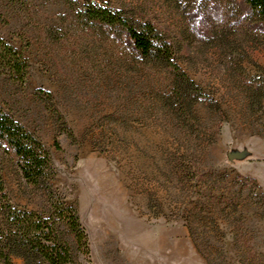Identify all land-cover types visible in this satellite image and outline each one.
<instances>
[{
    "label": "rangeland",
    "instance_id": "rangeland-1",
    "mask_svg": "<svg viewBox=\"0 0 264 264\" xmlns=\"http://www.w3.org/2000/svg\"><path fill=\"white\" fill-rule=\"evenodd\" d=\"M88 5L149 22L173 44L200 91L182 113L170 71L125 59L122 35L87 29ZM246 10L239 0H0V38L29 63L23 84L0 73V108L50 153L53 188L87 234L73 264H264V36L227 15ZM0 170L13 206L47 211L2 146Z\"/></svg>",
    "mask_w": 264,
    "mask_h": 264
},
{
    "label": "trees",
    "instance_id": "trees-1",
    "mask_svg": "<svg viewBox=\"0 0 264 264\" xmlns=\"http://www.w3.org/2000/svg\"><path fill=\"white\" fill-rule=\"evenodd\" d=\"M5 1L15 6L25 4L27 0ZM239 1L247 9L246 12L229 13L228 19H237L240 25L245 22L254 32L264 36V0ZM78 18L91 32H99L107 39L116 33L122 35L129 47L125 59L165 66L172 77V97L177 104V112L182 113L181 108L187 100L196 97L194 91L200 92L173 61V44L164 40L151 23H138L122 11L98 5H88L84 12L78 13ZM112 42L114 45L115 42ZM28 70L29 63L23 55L0 38V73L23 84ZM263 92L264 78L260 77L255 82V94L262 97ZM259 106H262L261 101ZM0 146L12 156L27 187L39 191L48 206L45 213L13 206L4 194L0 170V262L14 264L13 258L18 257L24 260V264H73V243L88 253L87 234L76 209L53 188L54 169L50 153L39 139L2 108ZM57 148H60L58 144Z\"/></svg>",
    "mask_w": 264,
    "mask_h": 264
}]
</instances>
